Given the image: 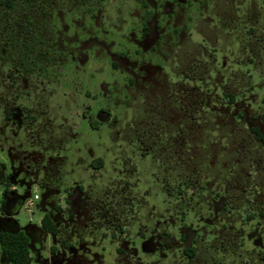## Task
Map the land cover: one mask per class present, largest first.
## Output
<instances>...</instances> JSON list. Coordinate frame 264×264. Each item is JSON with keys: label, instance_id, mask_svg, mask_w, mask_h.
<instances>
[{"label": "rangeland", "instance_id": "obj_1", "mask_svg": "<svg viewBox=\"0 0 264 264\" xmlns=\"http://www.w3.org/2000/svg\"><path fill=\"white\" fill-rule=\"evenodd\" d=\"M76 180L118 207L112 264H264V0H0V231L35 264Z\"/></svg>", "mask_w": 264, "mask_h": 264}, {"label": "crops", "instance_id": "obj_2", "mask_svg": "<svg viewBox=\"0 0 264 264\" xmlns=\"http://www.w3.org/2000/svg\"><path fill=\"white\" fill-rule=\"evenodd\" d=\"M63 167H65V165H63ZM61 172L62 177L67 174L63 171ZM92 173H97V175H99V172L96 171H92ZM45 186L47 187V191L44 196L45 200L43 202H40L39 204V208L43 210V214L39 217V224L42 216L44 214H48L51 221L56 226V232L55 234H52V236L54 237V241L50 246H52V249L56 247V251L59 250V246H63L64 251L62 252L64 254H62V261L60 262V264H112L108 261L105 254L110 249L115 250L117 252L120 247L125 246L124 244L127 243V240H122V237L119 233H117V231L110 229V224H108V226L107 224H105V220L104 222H101V218L105 216L106 211L108 212L107 214L111 213L115 215L116 210L118 209L117 205L113 204V201L111 203L109 199L107 201L103 198L105 195V191L103 192V190L99 189L98 187H89L88 185H84V183H81L79 181L77 182V180L72 185L68 184V182H62V185L55 187V185L53 186V184H49L46 182ZM67 186H71V194L69 197L64 199L63 190L66 191ZM15 192L16 187L9 192L10 194L8 195V197L7 195L5 197L6 200L4 205L5 207L9 205L7 212H4L5 214L10 213L12 206L18 199L17 194ZM103 203H105V206H103ZM32 210L33 208L31 209V211ZM67 212H69V217H67ZM5 216L6 217L4 219L6 222L12 220V218L8 217V215ZM65 218L66 220H68L69 218L70 228H72V223H74V226L76 225L75 220H83V227H79L80 229H75L76 231H64L63 229L59 231V228H61V223L64 222ZM90 221L95 223V226L97 222L98 225H102V227H98V231L95 227L91 230L86 229L85 226ZM78 225H80V223H78ZM104 225L108 227L106 229L108 231L105 230ZM44 232L45 236L50 235L46 231ZM116 234L118 235L116 236ZM27 235L28 234H26V236ZM62 241H64L66 244H63ZM74 245H78L79 247V250L76 251V254L78 256L80 251L85 252V255H80L78 261L75 263L72 262L71 257H68L70 253L75 252ZM104 252L106 253L103 254ZM29 255L33 262L32 254L30 253V251ZM52 264H57V261H54Z\"/></svg>", "mask_w": 264, "mask_h": 264}, {"label": "trees", "instance_id": "obj_3", "mask_svg": "<svg viewBox=\"0 0 264 264\" xmlns=\"http://www.w3.org/2000/svg\"><path fill=\"white\" fill-rule=\"evenodd\" d=\"M6 4L11 6V2ZM41 227L49 234H55L56 226L48 214H44L40 220ZM29 239L21 230L0 231V247L11 264H34L29 255Z\"/></svg>", "mask_w": 264, "mask_h": 264}, {"label": "built area", "instance_id": "obj_4", "mask_svg": "<svg viewBox=\"0 0 264 264\" xmlns=\"http://www.w3.org/2000/svg\"><path fill=\"white\" fill-rule=\"evenodd\" d=\"M40 199V195L38 192H34L32 196H27L24 198L23 207L26 211H31V209L34 207L37 200Z\"/></svg>", "mask_w": 264, "mask_h": 264}]
</instances>
